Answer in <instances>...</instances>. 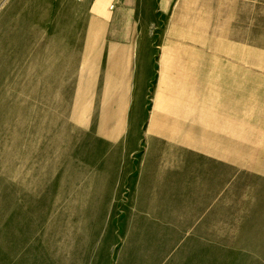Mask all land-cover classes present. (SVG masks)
<instances>
[{"label":"rangeland","instance_id":"1","mask_svg":"<svg viewBox=\"0 0 264 264\" xmlns=\"http://www.w3.org/2000/svg\"><path fill=\"white\" fill-rule=\"evenodd\" d=\"M216 1L0 0V264H264V0Z\"/></svg>","mask_w":264,"mask_h":264},{"label":"crops","instance_id":"2","mask_svg":"<svg viewBox=\"0 0 264 264\" xmlns=\"http://www.w3.org/2000/svg\"><path fill=\"white\" fill-rule=\"evenodd\" d=\"M151 2L152 0H88V6L94 17L100 18L106 23V28L109 27L112 20L115 22L116 25L113 26L114 34H119L122 28H127L126 36L128 38L131 37L132 33V30L129 29L132 20L144 11L147 12L146 9ZM157 2L161 5H169L173 2L182 3L183 0H157ZM189 2L205 5L218 3L216 0H188V3ZM226 3L230 4L231 2L227 0ZM100 7H102L101 9H103V11L100 10ZM124 22L125 24L123 25ZM123 34H125V32ZM128 46L129 44L127 41V49Z\"/></svg>","mask_w":264,"mask_h":264},{"label":"built area","instance_id":"3","mask_svg":"<svg viewBox=\"0 0 264 264\" xmlns=\"http://www.w3.org/2000/svg\"><path fill=\"white\" fill-rule=\"evenodd\" d=\"M76 1H81V0H76Z\"/></svg>","mask_w":264,"mask_h":264},{"label":"bare ground","instance_id":"4","mask_svg":"<svg viewBox=\"0 0 264 264\" xmlns=\"http://www.w3.org/2000/svg\"><path fill=\"white\" fill-rule=\"evenodd\" d=\"M81 1H83V0H81Z\"/></svg>","mask_w":264,"mask_h":264}]
</instances>
